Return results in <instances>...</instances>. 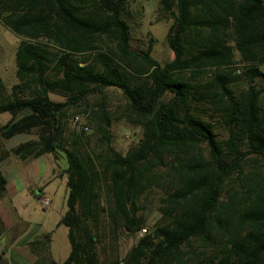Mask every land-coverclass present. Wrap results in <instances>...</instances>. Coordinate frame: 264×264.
I'll return each mask as SVG.
<instances>
[{"label":"trees","instance_id":"obj_1","mask_svg":"<svg viewBox=\"0 0 264 264\" xmlns=\"http://www.w3.org/2000/svg\"><path fill=\"white\" fill-rule=\"evenodd\" d=\"M129 17L128 0H0V23L18 37L16 82L6 91L0 78V139L36 135L0 162L66 161L58 223L69 250L57 262L36 237L30 264H264V0H156L153 21L171 20L162 63L153 38L131 46ZM107 88L141 128L124 153ZM80 104L92 106L88 133L68 130ZM151 191L159 216L146 228L137 204ZM141 228L119 257V238Z\"/></svg>","mask_w":264,"mask_h":264},{"label":"rangeland","instance_id":"obj_2","mask_svg":"<svg viewBox=\"0 0 264 264\" xmlns=\"http://www.w3.org/2000/svg\"><path fill=\"white\" fill-rule=\"evenodd\" d=\"M128 6L131 11V17L128 20L130 24L131 46L135 49L138 47L144 48L150 37L153 38L150 51L152 57L160 63L172 58V52L164 38L166 28L171 20L153 21L156 0H128ZM17 40L16 34L0 23V78L6 86V91L16 82L14 50ZM259 68L264 72V62L259 64ZM262 94L261 102L264 104V91ZM48 95L50 99L55 101L64 99L54 93H49ZM88 100L94 99L90 96ZM105 104L113 118L110 126L113 135L112 144L117 150L124 153L139 138L141 128L127 120L125 111L126 102L118 89L107 88ZM82 108L87 109L86 112H82ZM91 109L92 106L90 104L88 106L83 104L69 106L67 110L68 130L74 128L70 123L72 115L80 114L82 120L85 122L88 120ZM8 118V112H1L0 124L6 122ZM76 129L78 130V128ZM88 132L89 127L86 133ZM27 134L34 135V133ZM23 136V133H17L7 139H0V150L13 147L14 145L9 147V144H15L17 141L23 139ZM47 157L49 158L50 156L48 155ZM42 159L38 157V160L34 162L38 165L28 166L22 164L16 156L8 154L0 162L3 174L7 177H13V187H8L2 194L4 197L0 200V204L3 203L2 214L4 216L3 222L0 219V264H30L32 259H34L29 250L28 242L36 237L32 238L31 234H27V238L30 240L22 241L21 239H17L14 241V243L19 241L18 246L20 251L13 246L14 243L12 242L17 226L26 227L31 233L35 231L47 235L49 237L48 246L50 254L57 262H60L69 250L66 227L58 223L66 209L65 198L67 188L63 182L64 178L57 177L50 179L52 167H47L44 171ZM5 161H8L10 164L6 166ZM52 163L59 168L66 166L65 158L62 155ZM37 195L47 197L49 204L44 208L40 207ZM158 197L157 191H151L138 200V210L136 213L144 219V226L146 228L151 227L152 223L159 216ZM8 218L10 222H16L11 228L8 226ZM139 233H143L141 229H137L132 235H122L119 238L115 253L121 257ZM193 244L195 246L196 242Z\"/></svg>","mask_w":264,"mask_h":264},{"label":"crops","instance_id":"obj_3","mask_svg":"<svg viewBox=\"0 0 264 264\" xmlns=\"http://www.w3.org/2000/svg\"><path fill=\"white\" fill-rule=\"evenodd\" d=\"M23 139H21V140H19V141H17L15 144H17V143H19V142H21V141H24V140H27V139H30V138H35L36 137V135L34 134H27V133H23ZM14 143L13 144H9V147H11V146H13V145H15ZM50 156L49 158L47 157V156ZM38 157H40V158H43L42 160H43V162H42V164H44V171H45V169H47V167H52V169H51V177H50V179H54V178H57V177H61V178H64V180H63V182H64V184H65V175L64 174H62V170H63V168L65 167H62V168H59V167H56L55 166V164L54 163H52L53 161H55V159L53 158V156L51 155V154H49V153H44V154H41V155H39V156H37V157H34V158H31V159H29V160H27V161H21L20 160V162L22 163V164H25V165H28V166H33V165H38V164H35L34 162L35 161H37L38 160ZM60 157V156H59ZM4 163V162H3ZM1 164V163H0ZM10 163L8 162V161H5V165L6 166H8ZM41 164V165H42ZM34 168V167H33ZM0 170H1V168H0ZM1 172H2V170H1ZM61 172V173H60ZM2 174H3V172H2ZM3 176L5 177V190H7V188L8 187H10V186H12V184H13V177L12 176H9V177H7V176H5L4 174H3ZM13 187V186H12ZM4 197V195L0 198V200L2 199ZM2 204L3 203H1L0 204V219H1V221L3 222V219H4V216H3V214H2V212H3V209H2ZM9 207V206H8ZM8 226H9V228H11V227H13L15 224H16V222L15 221H9V218H8ZM16 233L14 234V239H13V242L12 243H14V241H16L17 239H21L22 241L23 240H25V241H28V240H30L29 238H27V234L29 235V234H31V237L33 238V237H37V238H41L42 240L43 239H46V237H48L47 235H44V234H42V233H37V232H35V231H33V233H31V231L29 232L28 230H27V228L26 227H18L17 226V228H16V231H15ZM48 239H49V237H48ZM20 240V241H21ZM48 243H49V240H48ZM18 244H19V241L18 242H15L14 243V247L17 249V250H19L20 251V249H19V246H18ZM32 254V253H31ZM33 255V254H32ZM33 258H34V255H33ZM33 260V259H32ZM29 264V263H28Z\"/></svg>","mask_w":264,"mask_h":264},{"label":"built area","instance_id":"obj_4","mask_svg":"<svg viewBox=\"0 0 264 264\" xmlns=\"http://www.w3.org/2000/svg\"><path fill=\"white\" fill-rule=\"evenodd\" d=\"M71 125H73L74 127L78 128L81 131H87L88 130V126L87 124L82 120L81 115L80 114H74L71 117ZM38 202L40 207L44 208L49 204V199L47 197H45L44 195H38ZM144 228H141V231L144 232Z\"/></svg>","mask_w":264,"mask_h":264}]
</instances>
